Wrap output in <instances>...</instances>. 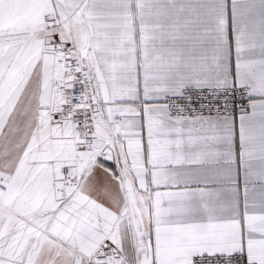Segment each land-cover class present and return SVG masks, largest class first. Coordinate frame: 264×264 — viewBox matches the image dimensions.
<instances>
[{
    "label": "snow or ice",
    "instance_id": "obj_1",
    "mask_svg": "<svg viewBox=\"0 0 264 264\" xmlns=\"http://www.w3.org/2000/svg\"><path fill=\"white\" fill-rule=\"evenodd\" d=\"M96 4L0 0V264H264V214L183 218L137 107L157 65Z\"/></svg>",
    "mask_w": 264,
    "mask_h": 264
},
{
    "label": "crops",
    "instance_id": "obj_2",
    "mask_svg": "<svg viewBox=\"0 0 264 264\" xmlns=\"http://www.w3.org/2000/svg\"><path fill=\"white\" fill-rule=\"evenodd\" d=\"M97 10L96 0H83ZM135 20L137 57L157 65L137 107L168 142L161 169L186 192L193 222L264 214V0H107ZM145 29L146 33L141 31ZM145 35L147 38H145ZM143 75V73H141ZM245 85L248 108L234 115L175 116L162 98L186 88Z\"/></svg>",
    "mask_w": 264,
    "mask_h": 264
},
{
    "label": "built area",
    "instance_id": "obj_3",
    "mask_svg": "<svg viewBox=\"0 0 264 264\" xmlns=\"http://www.w3.org/2000/svg\"><path fill=\"white\" fill-rule=\"evenodd\" d=\"M251 101V88L229 85L207 88H186L164 96L162 102L175 116H223L245 111Z\"/></svg>",
    "mask_w": 264,
    "mask_h": 264
}]
</instances>
